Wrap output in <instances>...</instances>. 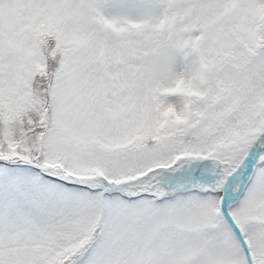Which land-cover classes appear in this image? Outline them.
<instances>
[{
  "label": "snow or ice",
  "instance_id": "1",
  "mask_svg": "<svg viewBox=\"0 0 264 264\" xmlns=\"http://www.w3.org/2000/svg\"><path fill=\"white\" fill-rule=\"evenodd\" d=\"M0 264H264V0H0Z\"/></svg>",
  "mask_w": 264,
  "mask_h": 264
}]
</instances>
